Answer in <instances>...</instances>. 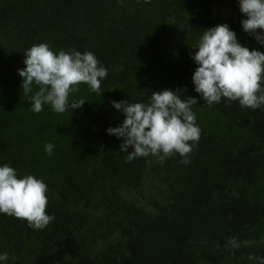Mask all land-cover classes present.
<instances>
[{
	"label": "trees",
	"instance_id": "trees-1",
	"mask_svg": "<svg viewBox=\"0 0 264 264\" xmlns=\"http://www.w3.org/2000/svg\"><path fill=\"white\" fill-rule=\"evenodd\" d=\"M242 18L236 0H0V163L42 179L55 217L36 230L0 214V251H57L59 264H264V109L198 98L200 139L187 164L179 155L126 162L122 139L106 133L124 119L112 101L185 86L198 97L189 55L198 30L227 23L264 52ZM39 43L94 53L108 69L101 96L81 84L69 97L83 98L81 108L33 112L17 70Z\"/></svg>",
	"mask_w": 264,
	"mask_h": 264
},
{
	"label": "clouds",
	"instance_id": "clouds-1",
	"mask_svg": "<svg viewBox=\"0 0 264 264\" xmlns=\"http://www.w3.org/2000/svg\"><path fill=\"white\" fill-rule=\"evenodd\" d=\"M236 2L243 15L242 30L264 46V0ZM198 31L196 43L190 47L194 51L189 53L195 64L191 83L198 97L183 95L185 86L184 90L153 91L146 100L111 102L124 119L119 125L108 127L106 133L122 139L119 151L127 153L126 162L149 156L163 162L179 155L182 163H189L188 156L198 144L201 132L192 110L198 98L209 107L224 102L229 107L238 103L241 108L264 109V52L241 44L227 23ZM23 52L25 67L17 71L23 78L24 95L32 94L33 112L40 113L44 105L57 114L81 108L86 103L83 98L69 99L81 84L100 96L103 93L101 85L108 69L94 53L75 49L54 52L46 43L35 44ZM54 147L53 143H46L45 153L52 155ZM47 191L48 185L42 179L32 174L21 176L9 163H0V214L43 230L55 219L46 211ZM9 260L7 252H0V264H9Z\"/></svg>",
	"mask_w": 264,
	"mask_h": 264
},
{
	"label": "flooded vegetation",
	"instance_id": "flooded-vegetation-1",
	"mask_svg": "<svg viewBox=\"0 0 264 264\" xmlns=\"http://www.w3.org/2000/svg\"><path fill=\"white\" fill-rule=\"evenodd\" d=\"M24 251L29 252V253L27 252L29 255L28 257L26 256L23 258H19V256H16L15 259H12L11 258L12 254H11V256H10L11 259L9 260V264H57L58 262L55 263L53 258L59 259L62 256L57 251H51V252L46 251L45 252L42 250L37 251L36 249H29V248L25 249ZM57 254H59V255H57ZM58 261H60V260H58ZM64 262H66V261L64 260Z\"/></svg>",
	"mask_w": 264,
	"mask_h": 264
},
{
	"label": "rangeland",
	"instance_id": "rangeland-1",
	"mask_svg": "<svg viewBox=\"0 0 264 264\" xmlns=\"http://www.w3.org/2000/svg\"><path fill=\"white\" fill-rule=\"evenodd\" d=\"M178 16V15H177ZM179 17V16H178ZM177 18V17H176ZM162 31L163 32H165L166 31V29H162ZM158 38H160L159 36H157ZM161 39V38H160ZM125 43L128 45V46H130L131 44H133L132 43V38L131 39H129V37H126L125 38ZM5 247H7V248H9V246H12V244H11V242H6V244L4 245ZM28 252V251H27ZM26 251H22V250H20V246H17V248H14L13 249V253H12V256H11V258L12 259H15V257L16 256H19V258H23V257H28L29 255H28V253H27ZM58 262V261H57Z\"/></svg>",
	"mask_w": 264,
	"mask_h": 264
}]
</instances>
